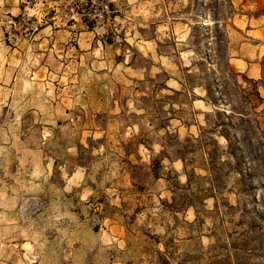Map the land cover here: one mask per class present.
<instances>
[{
    "label": "rangeland",
    "instance_id": "374dc122",
    "mask_svg": "<svg viewBox=\"0 0 264 264\" xmlns=\"http://www.w3.org/2000/svg\"><path fill=\"white\" fill-rule=\"evenodd\" d=\"M226 64L264 99V0H0V264H264L255 138L209 192Z\"/></svg>",
    "mask_w": 264,
    "mask_h": 264
},
{
    "label": "trees",
    "instance_id": "16d2710c",
    "mask_svg": "<svg viewBox=\"0 0 264 264\" xmlns=\"http://www.w3.org/2000/svg\"><path fill=\"white\" fill-rule=\"evenodd\" d=\"M213 45L216 51L217 59H221L224 56L226 50V43L220 38H216L210 46ZM210 59L212 61H217ZM240 74L234 73L225 65L224 74L215 76L213 80L207 81L205 84H201L206 93V101L212 105L215 109V114L221 118V121L214 125L213 130H218L220 137H223L227 142L225 151H220L217 147L211 149L207 153L208 164L210 165L209 177L211 178L212 187L210 193H214L215 188L219 191L220 176L218 174L220 167L219 155L222 153L227 154L233 161L236 169L240 168L243 163L244 157L240 152L241 143L248 139L249 141L255 138L256 145L254 151L258 148V153H255L256 159L261 156L264 159V132L260 128V122L256 119L259 113L256 112L258 108L262 106L264 99L261 97L258 90V86L255 82L247 79L243 76L245 84H240L237 81V77ZM230 85L233 88H230ZM221 106V107H219ZM227 107L230 109L227 111ZM224 118V119H222ZM237 131L242 133V141L237 139ZM212 141V140H211ZM215 146L216 142L212 141ZM252 144V143H251ZM254 146V144H252ZM222 163L220 166H223ZM264 165V161H263ZM249 173V169L245 172H241V181L243 185L245 182V173ZM248 175V174H247ZM215 198V195H213Z\"/></svg>",
    "mask_w": 264,
    "mask_h": 264
}]
</instances>
